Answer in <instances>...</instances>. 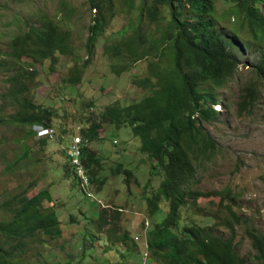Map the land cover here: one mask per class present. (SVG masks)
Here are the masks:
<instances>
[{"label":"trees","instance_id":"1","mask_svg":"<svg viewBox=\"0 0 264 264\" xmlns=\"http://www.w3.org/2000/svg\"><path fill=\"white\" fill-rule=\"evenodd\" d=\"M85 3L96 15L88 26L87 57L82 69L92 61L96 44L99 39L103 41L109 21L120 19L115 41L108 44L105 37V54L110 59L122 57L121 64L110 65V70L119 76L129 72L137 62L147 61L145 77L133 78L132 83L147 89L148 95L128 105L112 102L96 107L89 115L84 110L93 108L92 104L80 106V112L74 111L70 117L80 127L69 133L62 124L69 117L59 115H67L65 110L54 108L50 100L48 104L36 103L28 86L18 85L14 80L9 85L8 99L19 109L8 118L29 127L35 136L33 126L51 128L52 135L36 136L41 145L46 144L47 138H70L72 134L69 145L72 138L79 136L81 160L94 196L104 185L106 189V182L112 181L102 176V159L91 147L101 140L98 131L103 126L105 131L130 128L133 137L140 141V152L152 161L150 172L157 171L155 174L161 176L158 187L146 186L150 192L145 189L141 196L148 216L158 220L146 231L145 239L146 249L155 261L246 264L234 242L236 228L244 227L256 259L264 262V235L250 226L251 220L236 212L233 191L228 188L197 191L189 186L198 165L210 161L218 150L217 142L202 123L212 121L217 114L214 107L219 104V90L234 78L240 63L246 64L254 78L240 88L236 101L238 114H251L264 92V0H141L139 5L136 0H85ZM69 37L59 21L48 20L12 39L11 54L16 61L25 58L31 65L49 61L51 66L57 63V55H72L71 60L77 65ZM82 69L71 70L72 85L80 82ZM54 127L64 136L56 137ZM66 149L63 155L68 165L61 167L62 179L73 174ZM111 172L114 176L122 174L120 182L129 186L133 178L130 169L119 163ZM26 193L20 191L0 205L5 215L0 221V264H26L25 258L18 257L26 253L31 243L50 246L62 239V229L79 224L76 211L83 227L73 236L82 259L89 258L90 252L101 244L119 256L126 252L124 258L136 252L134 238L121 226L122 208H106L103 200L95 196L102 205L96 203L101 209L93 218L68 199L76 208L60 216L54 205L63 203V199H56L46 189L30 197ZM211 198H218L216 211L209 213L198 206L199 199ZM47 201H52V205L45 206ZM64 220L65 225L61 224ZM70 241L68 237L65 242Z\"/></svg>","mask_w":264,"mask_h":264},{"label":"rangeland","instance_id":"2","mask_svg":"<svg viewBox=\"0 0 264 264\" xmlns=\"http://www.w3.org/2000/svg\"><path fill=\"white\" fill-rule=\"evenodd\" d=\"M140 2L136 0L135 4ZM95 15V11L88 9L85 0H0V205L20 191L25 190L30 197L46 189L56 199H63V203L54 205L60 216L76 208L68 199L76 203L80 211L86 212L87 217L95 218L101 209L94 200L85 198L73 174L62 179L61 167L66 163L68 165L63 151L72 134H69L70 138H47L46 144L41 145L37 137L29 132V127L8 118L19 109L8 99L9 85L14 80L18 85L28 86L29 95H34L36 103L48 104L50 100L51 106L65 110L67 115H59L69 117L62 122L69 133L80 127L73 124L70 118L80 106L92 104L93 108L84 110L89 115L96 107L112 102L128 105L148 95L147 89L132 83L133 78L145 77L147 61L137 62L129 72L119 76L110 70V65L121 64L122 57L110 59L105 54V37L108 44L115 41L116 31L122 23L120 19L109 21L103 32V41L99 39L96 44L92 61L82 69L81 64L87 57L85 43L88 26ZM48 20L59 21L61 27L68 30L69 45L76 54L77 65L71 60L72 55H57L54 66L49 61L31 65L25 58L21 61L13 59L10 49L12 39ZM74 68L82 69L78 85L69 81ZM13 76L15 79H11ZM253 78L246 64L240 63L234 78L219 90V104L214 107L217 114L212 121L202 123L217 142L218 150L210 161L198 165L196 176L189 186L197 191L232 190L236 197V212L247 221L251 220L250 226L264 235V92L251 114L239 115L236 107L240 88ZM54 130L56 137L64 136L56 127ZM98 134L101 140L93 142L91 147L102 159V176L112 181L110 184L106 182V189L104 185L95 196L103 200L106 208H122L121 226L134 238L136 252L124 258L122 256L126 252L119 256L101 244L96 251L90 252L89 258L82 259L73 236L83 227L76 211L79 224L66 227L64 231L62 229V239L51 242L50 246L31 243L26 253L18 258H25L31 264H161L152 258L145 246L146 231L158 220L148 216L141 197L145 189L150 192V189L158 187L161 176L155 174L157 171L150 172L152 161L140 152V141L133 137L130 128H109L105 131L103 126ZM119 163L133 172L129 186L120 182L122 174L114 176L111 172ZM148 185L150 189L146 188ZM209 200L199 199L198 206L212 213L217 209L218 198ZM44 205L51 206L52 201ZM4 218L0 209V221ZM200 219L203 220V217L197 218ZM61 224L65 225V220ZM68 237L71 241L66 243ZM234 242L246 264H264L256 259L250 241L244 235V227L236 228ZM122 248L125 247L122 245Z\"/></svg>","mask_w":264,"mask_h":264},{"label":"built area","instance_id":"3","mask_svg":"<svg viewBox=\"0 0 264 264\" xmlns=\"http://www.w3.org/2000/svg\"><path fill=\"white\" fill-rule=\"evenodd\" d=\"M32 130L36 133L37 137H42L46 135H52L53 130L51 128H43L41 126L35 125L32 127ZM81 146L82 140L79 136L72 138L70 144L66 149V155L69 158L70 165L73 170V174L76 177L80 188L83 190L87 199L94 200L97 204L102 205L101 201L95 198L93 194V187L88 181L89 177L87 175L84 164L81 160Z\"/></svg>","mask_w":264,"mask_h":264}]
</instances>
